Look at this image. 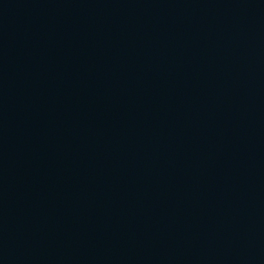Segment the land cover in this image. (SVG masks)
Instances as JSON below:
<instances>
[{
	"label": "water",
	"instance_id": "obj_1",
	"mask_svg": "<svg viewBox=\"0 0 264 264\" xmlns=\"http://www.w3.org/2000/svg\"><path fill=\"white\" fill-rule=\"evenodd\" d=\"M0 264H264V0H0Z\"/></svg>",
	"mask_w": 264,
	"mask_h": 264
}]
</instances>
